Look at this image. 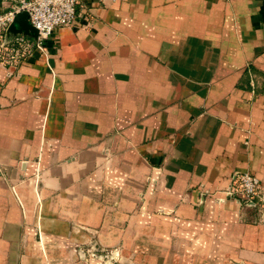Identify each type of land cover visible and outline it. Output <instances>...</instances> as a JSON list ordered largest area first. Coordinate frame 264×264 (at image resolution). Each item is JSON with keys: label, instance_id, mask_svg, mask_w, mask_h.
<instances>
[{"label": "crops", "instance_id": "0c3cea01", "mask_svg": "<svg viewBox=\"0 0 264 264\" xmlns=\"http://www.w3.org/2000/svg\"><path fill=\"white\" fill-rule=\"evenodd\" d=\"M243 172L264 183V0H81L0 63V264H83L92 237L123 264H264L222 194Z\"/></svg>", "mask_w": 264, "mask_h": 264}, {"label": "built area", "instance_id": "2783aa9c", "mask_svg": "<svg viewBox=\"0 0 264 264\" xmlns=\"http://www.w3.org/2000/svg\"><path fill=\"white\" fill-rule=\"evenodd\" d=\"M15 4L6 12L0 11V58L5 51L12 56L5 59L9 66H16L29 59L35 51L44 50V42L58 28L72 27L77 18L81 0H12ZM27 12L29 21L38 31L37 41L23 35L8 38L7 30L17 14ZM230 196L239 195L245 204H257L261 193V181L249 172L238 174L230 185Z\"/></svg>", "mask_w": 264, "mask_h": 264}, {"label": "rangeland", "instance_id": "374dc122", "mask_svg": "<svg viewBox=\"0 0 264 264\" xmlns=\"http://www.w3.org/2000/svg\"><path fill=\"white\" fill-rule=\"evenodd\" d=\"M12 56V51H5L2 54V58H0V63L6 64L5 59ZM28 59H23L19 64L14 66V68L19 67L21 63L27 61ZM229 187L222 191V194L225 195L227 198H232L235 200H240L242 205L247 206L245 202L240 198L239 195L235 194L233 196H228ZM247 208H252L255 212L256 218L264 225V183L261 182V193L259 195L257 204L255 206H247ZM99 245L96 239L89 240L88 242H85L82 247H79L76 249L74 253L79 258V261L83 264H88V259H94V260H100L104 262V264H123L122 260V253L120 251V248L118 246L116 247H100L96 246Z\"/></svg>", "mask_w": 264, "mask_h": 264}, {"label": "water", "instance_id": "95a60500", "mask_svg": "<svg viewBox=\"0 0 264 264\" xmlns=\"http://www.w3.org/2000/svg\"><path fill=\"white\" fill-rule=\"evenodd\" d=\"M19 35L27 36L31 38L33 41H37L38 39V31L32 26L29 21V16L27 12H21L16 15L14 22L10 25L7 30V37L13 38ZM230 189V187H229ZM228 196L230 194L228 193ZM231 197V196H230ZM238 202H241L238 200ZM247 206H255L254 204H246Z\"/></svg>", "mask_w": 264, "mask_h": 264}]
</instances>
